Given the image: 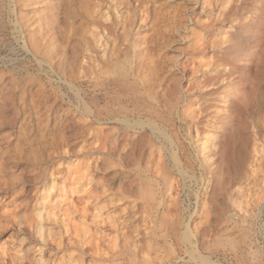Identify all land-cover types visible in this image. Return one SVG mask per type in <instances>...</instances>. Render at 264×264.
Masks as SVG:
<instances>
[{
    "label": "rangeland",
    "instance_id": "374dc122",
    "mask_svg": "<svg viewBox=\"0 0 264 264\" xmlns=\"http://www.w3.org/2000/svg\"><path fill=\"white\" fill-rule=\"evenodd\" d=\"M0 264H264V0H0Z\"/></svg>",
    "mask_w": 264,
    "mask_h": 264
},
{
    "label": "bare ground",
    "instance_id": "6f19581e",
    "mask_svg": "<svg viewBox=\"0 0 264 264\" xmlns=\"http://www.w3.org/2000/svg\"><path fill=\"white\" fill-rule=\"evenodd\" d=\"M208 3H209V2H208ZM209 5H210V4H209ZM236 7L238 8L237 5L235 6V8H236ZM240 8H241V7H240ZM240 8H238V9H240ZM238 9H237V10H238ZM232 10H233V9H232ZM234 10H235V9H234ZM203 43H204V42H203ZM202 45H203V44H202ZM204 47H206V46H204ZM200 48H201V45H200ZM200 48H199V49H200ZM202 48H203V47H202ZM202 48H201V49H202ZM203 49H205V48H203ZM200 52H201V51H200ZM153 166H154V165H153ZM97 216H99V215H97ZM39 218H40V217H39ZM38 226H39V225H38ZM39 232H42V226L39 227ZM18 256H19V255H18ZM20 259H23V255L21 254V252H20Z\"/></svg>",
    "mask_w": 264,
    "mask_h": 264
}]
</instances>
